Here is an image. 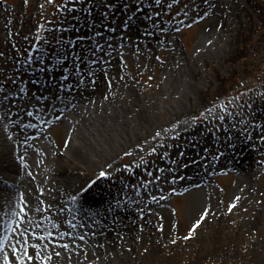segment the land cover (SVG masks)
Here are the masks:
<instances>
[{
	"label": "bare ground",
	"instance_id": "bare-ground-1",
	"mask_svg": "<svg viewBox=\"0 0 264 264\" xmlns=\"http://www.w3.org/2000/svg\"><path fill=\"white\" fill-rule=\"evenodd\" d=\"M76 1L81 6L53 14V27L77 40L51 47L17 7L0 11V264L5 253L23 257L14 264H171L174 247L165 245L183 234L190 259H232L235 239L259 227L245 260L262 259L264 188L254 183L260 146L232 142L231 133L228 142L208 141L190 121L206 99L202 66L230 57L221 42L235 0L188 11L200 32L187 57L149 15L155 0ZM154 68L155 83L143 91L134 77ZM175 137L184 142L173 150ZM135 163L157 175L148 190L138 186L134 199H119V190L102 185L133 180ZM222 172L233 173L226 188L213 181ZM168 198L184 205L181 226Z\"/></svg>",
	"mask_w": 264,
	"mask_h": 264
},
{
	"label": "rangeland",
	"instance_id": "rangeland-1",
	"mask_svg": "<svg viewBox=\"0 0 264 264\" xmlns=\"http://www.w3.org/2000/svg\"><path fill=\"white\" fill-rule=\"evenodd\" d=\"M208 0H155V5H149L147 11L151 14L154 23L159 27L165 36L171 35V39L176 40L182 57L191 55L197 49L196 36L200 32V26L193 23V18L188 17V11L192 13L204 12L207 9L205 4ZM228 1V0H226ZM236 2V3H235ZM74 4V5H73ZM81 6L79 1L74 0H35L32 4L29 0H0V11L4 13L10 8L17 7L16 15L21 21H25L33 28V31L43 30L42 41L46 47L65 40H77L78 35L63 34L54 29L56 16L53 15L59 8L65 6L74 9ZM234 6V7H233ZM225 27L223 28V40L221 42L223 50L228 54L227 59L215 57L209 60L207 65L201 70L205 74L206 99L203 103V111L199 116L190 118L193 124L199 126L202 137L206 140L230 141L250 143L256 146V163L259 169L256 171L254 183L258 188H264V0H235L230 2L226 9ZM14 23V20H11ZM172 24L174 29L166 31L164 25ZM162 49H159L158 57H162ZM233 53V56H232ZM155 60H159L155 57ZM33 64V61H31ZM36 65H42L40 60ZM159 68L141 71L134 77L136 85L143 91L151 90L155 83V76ZM198 128V129H199ZM231 133L232 136H229ZM198 138L201 140V138ZM174 144H182L184 139L170 138ZM196 142V141H195ZM196 144V143H195ZM177 146V145H176ZM174 147V146H173ZM170 146L165 150H170ZM174 147L173 150H176ZM157 160L153 151H147ZM179 153V150H178ZM205 154V153H203ZM208 157L214 156L213 151L208 152ZM147 157V153L143 158ZM139 161V160H138ZM137 161V162H138ZM136 162V161H135ZM121 168L127 169L125 161H119ZM135 168L139 169L133 180L127 183H116L113 178H106L102 185L116 188L120 192L119 199L135 197L134 191L137 187L148 188L157 178V175H150V170L140 173L141 169L137 163ZM155 170H158L156 168ZM170 181V180H169ZM214 184L218 187L229 186L233 183L232 172H222L214 177ZM118 184V185H115ZM226 188V187H225ZM137 196V195H136ZM6 202H13L7 199ZM168 208L172 219L181 226L185 219V208L181 199L168 198ZM183 224V223H182ZM260 227L252 232V235H241L235 239L232 259L209 258L192 260L187 256L190 244L184 239V234L177 243L170 241L166 248L174 247L171 264H264V249L262 259L248 262L245 254L249 249L247 240L261 238ZM247 236L249 238H247ZM245 237V238H244ZM254 238V239H253ZM176 239V238H175Z\"/></svg>",
	"mask_w": 264,
	"mask_h": 264
},
{
	"label": "snow or ice",
	"instance_id": "snow-or-ice-1",
	"mask_svg": "<svg viewBox=\"0 0 264 264\" xmlns=\"http://www.w3.org/2000/svg\"><path fill=\"white\" fill-rule=\"evenodd\" d=\"M89 3H91V0H89ZM109 7H112V5L111 4H109L108 5ZM125 7H127V5H125ZM97 47H99V45H97ZM6 99V98H5ZM100 175H105V173L104 172H100ZM88 183H91V181H89ZM231 207L232 206H230V209H231ZM24 209H23V207H21V211H23ZM207 214V210H205V215ZM203 218V217H202ZM197 224H199L200 223V221L198 220L197 222H196ZM196 225H193V227H195ZM32 235H36L35 233H33ZM189 235H191V230L189 231ZM22 239H23V237H22ZM39 245H36V247H38ZM3 247V244L2 243H0V248H2ZM65 247H66V245H65ZM20 251V249H13L12 250V252L13 253H17V252H19ZM24 257H27V259H29V260H31L32 259V257L28 254V252L27 251H25L24 252ZM23 259V257H20V256H16V255H13V256H11L10 257V255L8 254V253H5L4 254V256H3V264H14V261L15 260H22Z\"/></svg>",
	"mask_w": 264,
	"mask_h": 264
}]
</instances>
